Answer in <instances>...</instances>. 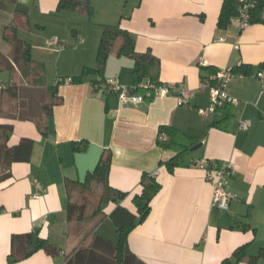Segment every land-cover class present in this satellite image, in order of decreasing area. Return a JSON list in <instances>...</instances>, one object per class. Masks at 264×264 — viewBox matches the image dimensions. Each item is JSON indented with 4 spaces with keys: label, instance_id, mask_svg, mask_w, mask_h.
<instances>
[{
    "label": "crops",
    "instance_id": "obj_1",
    "mask_svg": "<svg viewBox=\"0 0 264 264\" xmlns=\"http://www.w3.org/2000/svg\"><path fill=\"white\" fill-rule=\"evenodd\" d=\"M89 1L93 20L78 12H57L59 0L0 1V51L5 55L12 51L3 30L13 23L16 9L27 11L29 24L23 23L18 35L30 43L32 59L43 63L45 85L57 86L62 80L56 89L61 101L46 118L45 133L33 120H11L0 114V123H14L10 147L24 139L32 141L30 160L13 163L10 177L0 180V264H7L12 238L19 234L38 231L60 253L51 256L39 250L13 264H64L71 253L91 242L103 221V231L114 238L109 215L118 205L137 213L133 198L142 191L144 173L154 175L161 187L146 218L127 237L130 251L140 261L221 264L241 246L247 257L258 255L264 248V90L255 74L264 62V23L243 29L232 23L220 27L224 0ZM106 24L128 30L137 51L151 52L158 60L155 81L182 84L190 92L188 104L180 105L175 95L145 96L121 104L105 81L122 68L133 67L134 60L127 56L110 54L103 75L68 81L84 67L96 66ZM73 29H79L76 35L71 33L74 37L69 33ZM55 37L59 42L51 44ZM61 38L72 46L62 45ZM200 59L208 64L203 66ZM242 64L251 65L252 73L228 83L229 93L239 103L202 114L199 110L209 106L210 92L201 83L212 76L210 68ZM0 82L20 85L22 74L16 65L12 72L0 70ZM242 120L251 121L248 129L240 127ZM163 127L194 130L201 137L196 144L201 147L191 150L189 165L168 168L166 162L177 151L160 144ZM108 153V185L125 192V197L99 201L97 213L96 208L76 204L74 217L69 218L71 201L81 200V183ZM203 159L234 166L227 184L232 195L227 210L212 201L213 184L197 165ZM93 186L100 199L107 197L103 184ZM259 262L264 264V257ZM239 264L250 263L245 258Z\"/></svg>",
    "mask_w": 264,
    "mask_h": 264
},
{
    "label": "trees",
    "instance_id": "obj_2",
    "mask_svg": "<svg viewBox=\"0 0 264 264\" xmlns=\"http://www.w3.org/2000/svg\"><path fill=\"white\" fill-rule=\"evenodd\" d=\"M1 1V0H0ZM8 3H17V0H2ZM237 1L224 0L222 10L219 16L218 24L220 27H228L234 16L237 15ZM264 10V0H260L253 9V23H264L260 18V13ZM16 15L12 24L6 26L3 30V39L12 46V51L5 55L0 51V70L12 72L15 65L22 74L23 82L20 85L13 83L5 90L0 91V114L7 116L11 120H33L37 123L39 129L45 133L47 129L46 118L52 114L53 106L61 101L58 96L57 86L45 85V70L43 63L32 59L31 45L20 38L18 28L23 23L29 24L27 11L16 9ZM78 12L91 18L94 9L89 0H59L57 12ZM41 28V27H40ZM110 54L117 56H127L134 60L133 67L122 68L118 75L121 81L130 88L131 91L144 93L145 90L138 85L142 82L155 81L158 60L151 52H139L136 49V42L132 34L119 25H103L100 44L97 50V63L95 67H84L79 75L72 77V82H80L88 74L103 75L107 58ZM264 69V62L259 64V70ZM212 74L216 73L218 68H210ZM253 67L242 64L234 67L236 73L245 75L251 74ZM145 78L149 80L143 81ZM207 79V78H206ZM205 80V79H203ZM23 99H27L24 101ZM21 100V101H20ZM12 101H16L11 106ZM20 101V102H19ZM14 106V107H13ZM225 121V120H224ZM221 121L217 126H221ZM14 130V123H0V180H6L10 177L11 165L15 162L29 161L32 154V141L24 139L18 146L10 147L9 138ZM161 131L167 133V139L161 140L160 144L165 150H176L177 153L167 162L168 168L173 171L177 166H186L190 164L189 155L191 148L200 142V138L194 133V130L186 132L178 129L163 127ZM202 136V135H201ZM111 167V154L108 153L102 157L96 168L89 172L86 180L81 183L79 188V197L83 203L71 201L69 205V218L74 217L77 205L91 207L87 200L86 190L94 184H103L106 187L107 197L100 199L101 202L113 200L118 201L125 197L126 193L117 189H112L108 185V174ZM142 191L133 198L137 213H132L125 207L118 205L109 215V220L114 226V238L110 239L103 231L105 221L93 233L89 244L81 246L71 253L64 264H145L130 251L127 237L129 232L140 222H142L151 209V203L155 195L160 190L161 184L154 175L144 173L141 179ZM68 190L72 193L70 185ZM111 193L112 195H109ZM78 199V198H76ZM83 208V207H82ZM101 206L94 210L97 213ZM44 250L48 255L56 256L60 249L42 238L38 231L15 235L12 238L11 251L7 256V264L29 259L34 253ZM264 257V248L258 255L247 257L245 246L238 247L232 254L222 261L221 264H239L247 258L250 264H260L259 258Z\"/></svg>",
    "mask_w": 264,
    "mask_h": 264
},
{
    "label": "built area",
    "instance_id": "obj_3",
    "mask_svg": "<svg viewBox=\"0 0 264 264\" xmlns=\"http://www.w3.org/2000/svg\"><path fill=\"white\" fill-rule=\"evenodd\" d=\"M237 1V15L231 20V23L240 27L241 29L247 28L253 24V9L258 5L260 0H236ZM260 18L264 21V10L260 13ZM219 40L223 41V38ZM59 40L55 37L51 44L58 43ZM239 45H235L238 48ZM200 64L206 66L208 63L204 59H200ZM245 74L236 73L233 66H226L219 68L216 73L211 77L205 79L201 83V88H208L210 92V104L208 107L200 109L199 111L205 115L215 114L226 105H237L239 99L232 96L228 91V83L234 77H242ZM256 77L261 82L262 89L264 90V71L258 70ZM68 81H72L70 77ZM109 90L116 92L119 96L120 103H124L127 99L135 101L144 99L145 96H166L175 95L178 98L180 105L188 104L190 92L179 83H162L157 84L152 81L140 83L138 86L145 90L144 93H137L130 90L124 84L119 76L111 77L105 81ZM7 83L0 82V90L6 89ZM251 125L250 120H242L240 127L244 130L248 129ZM167 133L162 132L160 135L161 140L167 139ZM197 165L204 169L207 174V179L213 184L212 201L221 210H227L232 199V195L227 190L229 177L234 173L233 164L221 163L215 160H200ZM39 191H44L43 187L37 183Z\"/></svg>",
    "mask_w": 264,
    "mask_h": 264
},
{
    "label": "rangeland",
    "instance_id": "obj_4",
    "mask_svg": "<svg viewBox=\"0 0 264 264\" xmlns=\"http://www.w3.org/2000/svg\"><path fill=\"white\" fill-rule=\"evenodd\" d=\"M88 17V16H87ZM88 19L89 20H93V15L91 16V18L90 17H88ZM63 29V28H62ZM61 29V30H62ZM75 32H79V29H73V30H70L69 31V33H70V36H73L71 33H73V34H75ZM65 34V33H64ZM76 35V34H75ZM74 37V36H73ZM60 38V37H59ZM62 40H64V41H62L63 43H62V45H65V47H70V46H72V43H68L67 41H65V39L64 38H61ZM1 81H4V80H1ZM24 101H27V99H23ZM21 101V100H20ZM19 101V102H20ZM16 103H18V102H16V101H12V103H11V106L12 105H15ZM14 107V106H13ZM98 193H99V190H97V188L95 187V186H92V187H90L89 189H87L86 190V194H87V200L91 203V207H92V209L94 208H96L97 207V205H98V203H99V201H100V196L98 195ZM75 201L77 202V203H83V200L81 199H75Z\"/></svg>",
    "mask_w": 264,
    "mask_h": 264
},
{
    "label": "water",
    "instance_id": "obj_5",
    "mask_svg": "<svg viewBox=\"0 0 264 264\" xmlns=\"http://www.w3.org/2000/svg\"><path fill=\"white\" fill-rule=\"evenodd\" d=\"M200 147H201V143L198 144V145H196V146H194V147H192L191 150H192V151H196V150H198Z\"/></svg>",
    "mask_w": 264,
    "mask_h": 264
}]
</instances>
